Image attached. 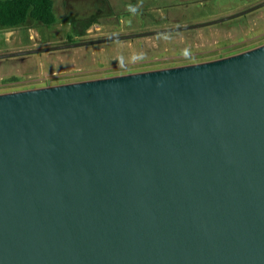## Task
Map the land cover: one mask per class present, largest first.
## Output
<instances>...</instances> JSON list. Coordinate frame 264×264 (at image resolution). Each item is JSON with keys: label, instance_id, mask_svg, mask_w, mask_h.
I'll return each mask as SVG.
<instances>
[{"label": "water", "instance_id": "water-1", "mask_svg": "<svg viewBox=\"0 0 264 264\" xmlns=\"http://www.w3.org/2000/svg\"><path fill=\"white\" fill-rule=\"evenodd\" d=\"M0 264H264V44L0 93Z\"/></svg>", "mask_w": 264, "mask_h": 264}, {"label": "rangeland", "instance_id": "rangeland-1", "mask_svg": "<svg viewBox=\"0 0 264 264\" xmlns=\"http://www.w3.org/2000/svg\"><path fill=\"white\" fill-rule=\"evenodd\" d=\"M264 0H55L57 23L0 27V54L202 24ZM96 20L94 21V19ZM264 44V6L195 29L0 59V93L200 63Z\"/></svg>", "mask_w": 264, "mask_h": 264}, {"label": "trees", "instance_id": "trees-1", "mask_svg": "<svg viewBox=\"0 0 264 264\" xmlns=\"http://www.w3.org/2000/svg\"><path fill=\"white\" fill-rule=\"evenodd\" d=\"M29 20L45 26L56 24L55 0H0V27L16 28Z\"/></svg>", "mask_w": 264, "mask_h": 264}, {"label": "flooded vegetation", "instance_id": "flooded-vegetation-1", "mask_svg": "<svg viewBox=\"0 0 264 264\" xmlns=\"http://www.w3.org/2000/svg\"><path fill=\"white\" fill-rule=\"evenodd\" d=\"M128 74V73H127ZM116 75H121V74H116ZM116 75H109V76H105V77H110V76H116ZM100 78H104V77H100ZM96 79V78H94ZM89 80V79H88ZM34 88H37V87H34ZM24 90V89H23Z\"/></svg>", "mask_w": 264, "mask_h": 264}]
</instances>
